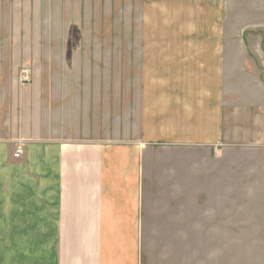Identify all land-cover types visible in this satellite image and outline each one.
<instances>
[{
    "label": "crops",
    "instance_id": "0c3cea01",
    "mask_svg": "<svg viewBox=\"0 0 264 264\" xmlns=\"http://www.w3.org/2000/svg\"><path fill=\"white\" fill-rule=\"evenodd\" d=\"M108 1L124 27L132 13L136 114L121 137L52 140L43 118H27L21 84L0 98V264H142L143 233L176 226L164 219L195 199L191 185L198 223L213 201L220 227L237 215L236 155L261 152L264 164V49L250 47L255 27L229 33L248 0ZM69 2H46L62 25Z\"/></svg>",
    "mask_w": 264,
    "mask_h": 264
},
{
    "label": "rangeland",
    "instance_id": "374dc122",
    "mask_svg": "<svg viewBox=\"0 0 264 264\" xmlns=\"http://www.w3.org/2000/svg\"><path fill=\"white\" fill-rule=\"evenodd\" d=\"M46 2L0 0V98L21 84L26 90L27 118L31 121L32 114L36 121L43 118L47 139H86L88 130L103 131L111 139L113 134L121 137L120 131L127 128V119L136 114L138 104L132 13L124 27L119 11L109 8L108 0L105 9L99 2L93 5L87 0H71L62 25L59 8L50 9ZM247 3L253 8L232 18L229 33L255 27L249 33V44L258 51L264 49V0ZM61 30L66 34L64 39H60ZM29 35L35 39H24ZM124 51L126 55L121 56ZM262 65L264 62L256 67L261 71ZM257 75L264 81V72ZM261 157V152L254 151L236 155L237 215L222 219L225 228L215 226L213 201L211 205L206 202L205 223H198L203 202L197 199V185H191L190 198L195 199L172 202L176 218L164 219H175L178 224L166 227V231L143 233L142 264H264V231L258 230L264 228ZM179 204L188 210L180 211ZM230 226L235 231H228Z\"/></svg>",
    "mask_w": 264,
    "mask_h": 264
},
{
    "label": "built area",
    "instance_id": "2783aa9c",
    "mask_svg": "<svg viewBox=\"0 0 264 264\" xmlns=\"http://www.w3.org/2000/svg\"><path fill=\"white\" fill-rule=\"evenodd\" d=\"M23 153V148L22 147H19L17 150H16V153H15V156L17 158H20V156L22 155Z\"/></svg>",
    "mask_w": 264,
    "mask_h": 264
}]
</instances>
